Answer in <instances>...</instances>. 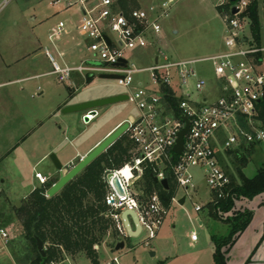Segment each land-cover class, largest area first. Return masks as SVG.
<instances>
[{"label": "rangeland", "instance_id": "374dc122", "mask_svg": "<svg viewBox=\"0 0 264 264\" xmlns=\"http://www.w3.org/2000/svg\"><path fill=\"white\" fill-rule=\"evenodd\" d=\"M52 1L0 0V181L5 180L0 192V229L9 234L6 246L0 237V264H25L21 261L26 246L24 227L13 208L16 202L27 201L36 189L42 188L35 178L37 172L48 177L56 171L50 156L58 158V155H73L75 146L84 147L102 131L123 120H136L140 116L136 105L129 101L99 108V116L88 125L82 123V113L64 115L58 109L65 99H68V104H72L126 94L127 90L116 80L95 76L87 83L84 78L74 75L78 89H72L70 93L71 84H61L53 75L27 79L52 71L44 49L52 48L48 37L60 21L65 22L73 33L56 45L67 52L66 60L69 62L83 57L73 48L75 42L71 39L73 34L78 37L73 28L78 20L77 8L62 11L61 6H52ZM161 1L164 0H129L128 8H147ZM245 1L249 5L251 0ZM259 2L261 39L258 44L254 39L251 43L264 48V0ZM225 4L226 0H179L169 16L161 21L162 32L157 47L174 58L183 59L204 58L218 53L224 47L226 35L222 20L224 9L219 11L218 7ZM244 23L243 36L251 37L249 19L244 18ZM154 51L148 48L143 52L128 54L127 57L130 56L140 66H150ZM74 53L76 57L73 59L71 54ZM200 71L207 79L214 77L212 67L208 64ZM142 78L148 80V74ZM52 109L56 110L51 115ZM52 141L61 144L63 154L58 150V154L51 152L47 155ZM246 158L248 163L242 167V172L247 178H254L264 165V145L254 148L250 154L246 153ZM130 161L129 157L122 167ZM223 161L226 170L236 177L239 184V164L229 154L223 157ZM192 173L196 191H175L179 199L185 197V202L183 205H170L169 213L153 239H149L146 234L138 238L121 234L112 216L115 212L110 207L105 216L109 218L111 227L93 248L97 263L107 264L115 257L120 264H203L206 259L209 261L212 258V237L227 236L229 227L227 223L209 216L207 204L210 191L202 172L193 169ZM107 174L103 172L102 182L106 183ZM58 178L59 173L54 174L52 181ZM105 191L107 195L108 188ZM129 191L134 199L144 205L150 195L160 194L156 188L148 189L144 173L133 181ZM196 206H201L203 211L196 212ZM198 219L205 223V219H208V222L199 226ZM8 227L12 230L9 231ZM191 232L198 234L199 239L195 243L190 241ZM119 242H124L125 247L116 251ZM63 259L69 260L70 264H92L85 253L65 254Z\"/></svg>", "mask_w": 264, "mask_h": 264}, {"label": "built area", "instance_id": "2783aa9c", "mask_svg": "<svg viewBox=\"0 0 264 264\" xmlns=\"http://www.w3.org/2000/svg\"><path fill=\"white\" fill-rule=\"evenodd\" d=\"M179 0H164L147 8L125 11L118 0H53L52 6L62 11L77 8L78 20L73 24L78 37L71 38L81 59L66 60L67 52L56 43L73 32L65 22L56 24L48 37L52 48L44 53L52 65L51 75L59 83L68 82L70 89H77L73 76L85 80L101 74L117 75L116 81L123 86L129 102L136 105L140 116L126 121L129 128L125 135L132 143L131 161L124 167L107 174V204L120 233L128 237L121 218L122 210L137 213L142 234L155 238L169 213L158 193L149 196L147 204L134 199L129 191L133 181L147 168L159 182L166 177L176 192L196 191L193 169L202 172L210 191L208 204L235 199L230 174L221 164V158L229 151L246 148L252 150L264 145V128L258 116V106L264 99V48L254 46L253 37L243 36L244 18L248 7L245 0L237 2L236 15H223L226 35L224 47L218 53L204 58H174L157 47L162 32L161 21L167 18ZM228 2V0H226ZM233 6V4H232ZM231 6V8H232ZM107 37L110 44L104 39ZM154 49L150 66H140L127 57L134 52ZM121 59L124 67H115ZM212 67L214 77L202 76L200 68ZM148 74V80L142 76ZM176 104V105H174ZM100 114L98 109L82 114L84 125L92 123ZM86 118L88 121H86ZM189 123L181 154L174 148L180 133ZM118 177L124 190L120 195L113 183ZM35 178L44 186L47 177L37 172ZM159 184V183H158ZM2 183L0 181V192ZM177 193L171 200L179 203ZM180 204V203H179ZM203 208L196 206L200 213ZM221 217L227 213L219 211ZM5 246L9 234L0 229ZM199 239L191 232V242ZM98 246H96V249ZM51 264H70L69 260ZM107 264H120L117 257Z\"/></svg>", "mask_w": 264, "mask_h": 264}, {"label": "trees", "instance_id": "16d2710c", "mask_svg": "<svg viewBox=\"0 0 264 264\" xmlns=\"http://www.w3.org/2000/svg\"><path fill=\"white\" fill-rule=\"evenodd\" d=\"M128 1L118 0L125 11L130 10ZM231 6V3L226 2L224 6L218 7V10L224 9L223 15L226 13L231 14ZM259 7V0H251L242 14L243 18L249 19L251 34L257 44L260 43L261 39ZM257 119L264 128V99L258 106ZM132 148L128 136L124 135L58 195L52 198L46 197L47 190L58 181L57 179L40 189H36V192L22 203L21 208L14 206L15 216L22 222L24 227L26 246L23 250L24 257L21 259L23 263L51 264L63 260L65 254L85 253L92 264H98L93 248L111 227L109 218L105 216L106 212L110 210V206L106 202L105 189L107 183L102 182L101 177L104 171L109 173L120 169L125 160L131 158L130 150ZM250 152L251 150L246 148L240 151L228 152L229 155H232L233 160L239 164L237 169L238 178L241 181L239 184H237L236 177L227 171L232 179L235 199L247 198L252 200L264 194V165L258 169L254 178H247L242 172V167H246L248 163L246 153L250 154ZM220 161L226 169V164H224L222 158ZM144 179L148 189L150 190L151 187L156 188L160 193L163 204L170 208L171 200L176 194L174 184L170 183L169 191L164 190L160 184L155 183L151 168L144 171ZM235 199L220 201L213 208L219 207L225 213L234 211ZM212 217L217 218V215L212 214ZM251 220L252 213L249 212L239 213L235 217L226 220V223L230 226L228 235L225 237H212L215 244L213 264H228L227 249L235 243L238 235L246 229ZM8 230L11 231V227H8ZM34 233L44 243L45 257H42L38 252L36 241L33 238Z\"/></svg>", "mask_w": 264, "mask_h": 264}, {"label": "water", "instance_id": "95a60500", "mask_svg": "<svg viewBox=\"0 0 264 264\" xmlns=\"http://www.w3.org/2000/svg\"><path fill=\"white\" fill-rule=\"evenodd\" d=\"M240 0H228L229 3L233 4L231 8V14L236 15L239 10L237 9V2ZM104 39L110 44L109 39L105 36ZM127 64L126 60L121 59L115 67H124ZM100 79H107V80H116L118 78L117 75L112 74H101L99 75ZM129 98L126 94H118L114 96H109L105 98H100L96 100H92L89 102L84 103H76L69 106L64 107L61 112L64 115L73 114V113H85L89 110L98 109L104 106L117 104L120 102L128 101ZM86 121L88 119L86 118ZM129 128V123L124 122L120 126H118L109 136H107L98 146H96L89 154L85 157L81 158L80 161L71 166H64L61 161L55 155H51L50 158L59 172V180L55 182L47 191L46 196L48 198H52L58 195L70 182L76 179L89 165H91L95 160H97L103 153H105L110 147H112L120 138H122ZM189 131V123L187 122L186 127L182 130L179 135L177 145L174 148V152L176 154H181L184 148V138ZM155 183H159L162 188L166 191L170 190L169 185V178L166 177L165 179L159 180L154 177ZM114 186L117 192L120 195H124V190L121 186L120 180L118 177L113 179ZM185 202V198L180 200V204L183 205ZM17 208L22 207V203L16 202L15 205ZM121 218L124 223L127 235L129 238H138L142 233V227L139 221V217L137 213L133 210H122ZM33 238L36 241V246L38 252L42 257L46 256L45 247L43 241L34 233ZM125 247L124 242H119L115 248L116 251H119Z\"/></svg>", "mask_w": 264, "mask_h": 264}, {"label": "crops", "instance_id": "0c3cea01", "mask_svg": "<svg viewBox=\"0 0 264 264\" xmlns=\"http://www.w3.org/2000/svg\"><path fill=\"white\" fill-rule=\"evenodd\" d=\"M73 48L76 49L74 46ZM223 49V47H222ZM77 50V49H76ZM79 52V51H78ZM71 57L73 59L76 57V54H71ZM80 58L76 59L79 60ZM51 72V71H50ZM50 72H46L44 74H39L35 76L28 77L27 79H36L42 76H51ZM79 76V75H78ZM81 76H79L80 78ZM94 78V77H93ZM88 78L87 83L91 82L92 79ZM82 79V77H81ZM77 79L73 76V82L76 83ZM70 89V88H69ZM70 89V93H71ZM64 103H60L58 106L59 110H62L64 107L76 104H68V99H65ZM57 108V107H56ZM56 109H52L51 115L53 114L52 112H55ZM50 115V116H51ZM50 118V117H49ZM48 118V119H49ZM127 120H123L116 125L110 127L109 129L102 131L101 133L97 134L95 137H93L87 145L84 147L80 146H75L73 151V155H63V157H59V160L64 166H69V165H74L75 163L77 164L81 158L85 157L87 154H89L96 146H98L107 136H109L118 126L126 122ZM60 128V127H59ZM61 129V128H60ZM62 152L64 149L61 148V144L57 143L55 141H52L51 144L49 145V151L47 153L50 154L51 152ZM58 154V153H57ZM59 173L57 170L54 171V173L49 174V178L52 179L54 174ZM2 184L5 183V180L2 179ZM39 185H41L39 183ZM42 186V185H41ZM185 198V197H183ZM181 198L180 200H182ZM236 206L234 211H229L227 213V217H221L219 218L220 214L219 211L221 210L219 207L218 208H213L215 205L219 203H212V204H207L208 211H209V216L215 220H219L221 222H225L226 220L232 217H235L237 214L241 213H252V220L246 227V229L241 232L235 243L227 249V260L228 264H264V194L259 195L255 197L254 199L250 200L247 198H241V199H235ZM203 211V210H202ZM212 214L217 215V218L212 217ZM206 223L208 222V219H205ZM199 226H204L206 223L203 222L201 219H198ZM229 231H230V226L228 224ZM224 237V236H223ZM191 241V240H190ZM194 243V242H191ZM212 247L213 250L211 251L212 258L205 262L203 264H213V255L215 253V244L212 241ZM212 260V261H211Z\"/></svg>", "mask_w": 264, "mask_h": 264}, {"label": "flooded vegetation", "instance_id": "af4514ba", "mask_svg": "<svg viewBox=\"0 0 264 264\" xmlns=\"http://www.w3.org/2000/svg\"><path fill=\"white\" fill-rule=\"evenodd\" d=\"M75 165V164H74ZM69 166H71V165H69ZM58 180H59V178H58ZM52 181V179L51 178H49V177H47V184L48 183H50ZM57 182V181H56Z\"/></svg>", "mask_w": 264, "mask_h": 264}]
</instances>
